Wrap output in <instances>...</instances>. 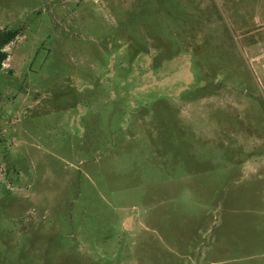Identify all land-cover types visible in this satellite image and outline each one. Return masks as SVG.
Segmentation results:
<instances>
[{
    "label": "rangeland",
    "instance_id": "obj_1",
    "mask_svg": "<svg viewBox=\"0 0 264 264\" xmlns=\"http://www.w3.org/2000/svg\"><path fill=\"white\" fill-rule=\"evenodd\" d=\"M4 29L0 264H264V0H0Z\"/></svg>",
    "mask_w": 264,
    "mask_h": 264
},
{
    "label": "trees",
    "instance_id": "obj_2",
    "mask_svg": "<svg viewBox=\"0 0 264 264\" xmlns=\"http://www.w3.org/2000/svg\"><path fill=\"white\" fill-rule=\"evenodd\" d=\"M19 34V29H4L0 31V70H2L3 63L9 57V54L4 51L5 47L11 44Z\"/></svg>",
    "mask_w": 264,
    "mask_h": 264
},
{
    "label": "water",
    "instance_id": "obj_3",
    "mask_svg": "<svg viewBox=\"0 0 264 264\" xmlns=\"http://www.w3.org/2000/svg\"><path fill=\"white\" fill-rule=\"evenodd\" d=\"M131 220H132L131 218H128V219L126 220V227H127V228H129V226H130L129 223L131 222Z\"/></svg>",
    "mask_w": 264,
    "mask_h": 264
}]
</instances>
